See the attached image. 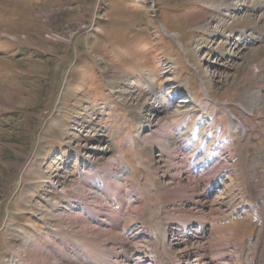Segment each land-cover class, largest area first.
<instances>
[{"label": "rangeland", "instance_id": "obj_1", "mask_svg": "<svg viewBox=\"0 0 264 264\" xmlns=\"http://www.w3.org/2000/svg\"><path fill=\"white\" fill-rule=\"evenodd\" d=\"M237 1L236 17L264 13ZM228 13L0 0V264H264V55L256 83L216 50L250 53L264 33L215 35Z\"/></svg>", "mask_w": 264, "mask_h": 264}, {"label": "bare ground", "instance_id": "obj_2", "mask_svg": "<svg viewBox=\"0 0 264 264\" xmlns=\"http://www.w3.org/2000/svg\"><path fill=\"white\" fill-rule=\"evenodd\" d=\"M222 1V0H221ZM239 2L241 1L243 4L247 3V7H251L252 10L255 9H264V0H238ZM237 1V2H238ZM240 3V4H242ZM239 4V3H238ZM237 3H228V0H225V5H226V9L230 10V13H228V17L231 19L230 23L225 22L221 28L220 31H217L215 35L218 36H224V34L226 33V31L228 32H233L235 30L241 29L244 26H249V25H253L254 28L256 29H261L262 32L264 33V13L257 15L254 13H245V15L241 16V17H236L234 16V11L236 10H240L239 5ZM256 39H259L260 37H256ZM229 46L228 48H230L231 50H234L235 54L238 55V57H241L244 60L243 63V68H242V74L243 73H248L251 74L252 78H254L255 82L256 80V72H253L251 69V65L250 63L252 61H254L253 59L257 58L258 55H264V47L260 48V49H253L251 50L250 53H244L242 49H239V46L235 44V42H230V41H220L217 45L216 50H218V52L221 53V55L224 57H226L227 54H230L231 52L226 51V47ZM232 55V53H231ZM234 55V53H233ZM257 67V66H256ZM254 68V66H253ZM256 69V68H255ZM254 70V69H253ZM259 71V70H258ZM261 71V70H260ZM259 71V72H260ZM241 77L244 75H240ZM246 76V75H245ZM247 77V76H246ZM240 78V77H239ZM244 79V78H243ZM219 80V79H218ZM221 81V80H220ZM237 81V80H236ZM257 83V82H256ZM237 84V83H236ZM255 84V83H254ZM254 86V85H253ZM263 86V85H262ZM261 87V86H260ZM262 88V87H261ZM248 89V88H247ZM256 90V87H255ZM253 90V92L255 91ZM254 94V93H253ZM259 96V95H258ZM243 102L248 103L249 105H254V104H263V100L262 99H257L254 95H251L249 92H246L245 96L242 97ZM256 99V100H255ZM252 100H255L254 102H252ZM259 107V106H258ZM261 111V110H260ZM138 116H142V114H140L138 112ZM229 116H230V121L232 122L231 124V129H234L236 126H243V128H245L246 132H248L247 128L245 127L244 122H242V120L238 117H236L232 111L229 112ZM148 122H150V125H153L151 122V119H147ZM240 123V125L238 124ZM162 123H159V126L157 127L158 130H160L162 128ZM245 132V131H244ZM167 137V136H166ZM159 141V138H158ZM166 139L161 138L159 141V144L161 145V147L163 146V151L162 153L158 154V160H156V164H158V168L163 170L164 168L168 167V168H172V166L174 165L172 162L171 163H167L168 166H166V164L161 165V163L163 161L169 162L168 160L165 159L164 156H171L170 154H174L175 149L168 145V143H166ZM165 144V145H164ZM162 149V148H160ZM159 149V150H160ZM157 150L158 148L156 145L153 146V148L151 149L150 153H154V151ZM178 164V163H177ZM117 177V176H116ZM184 183V182H183ZM186 185V183H184ZM183 185V184H182ZM181 185V186H182ZM184 185V186H185ZM172 190V189H171ZM186 190V189H185ZM176 192H179V190ZM177 194V193H176ZM194 199V198H193ZM240 227V222L237 223L236 227H230V231L233 235H238V230ZM200 246V245H199ZM200 249V248H199ZM198 249V250H199ZM200 255V254H199ZM200 258V257H199ZM195 261V260H194ZM198 261V260H197Z\"/></svg>", "mask_w": 264, "mask_h": 264}]
</instances>
